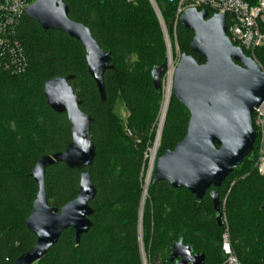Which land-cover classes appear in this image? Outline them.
<instances>
[{
    "label": "trees",
    "instance_id": "16d2710c",
    "mask_svg": "<svg viewBox=\"0 0 264 264\" xmlns=\"http://www.w3.org/2000/svg\"><path fill=\"white\" fill-rule=\"evenodd\" d=\"M34 1L28 0L30 4ZM63 2L69 9V18L88 27L100 48L111 54L114 68L104 75L103 101L88 74L82 44L63 32L45 31L26 15L23 17L19 35L29 59L28 71L23 76H13L0 69V264H14L37 242L25 224L39 191L31 174L40 159L64 152L72 142L70 121L66 114H58L47 105L44 86L55 78L68 77H73L72 87L83 82L84 91L78 94L80 109L92 119L91 141L96 157L92 167L84 170L70 169L63 163L46 169V195L49 206L60 210L78 197L80 176L89 172L97 190L90 203L95 212L91 217L93 227L79 245L73 229L64 231L37 264H143L140 214L142 241L150 264H156L155 260L167 248L171 252L180 240L191 246L194 254H205V264H222L219 234L225 232L226 226H218L209 196L214 190L225 208L238 260L242 264H264V177L255 167L258 139L243 164L201 201L185 189H173L168 182L151 181L139 213L143 149L134 148L124 137L114 107L120 98L132 113L130 127L147 139L161 98L160 91L153 87L151 73L166 60L162 24L150 0ZM155 2L165 25L176 20V5L166 0ZM261 31L264 34V24ZM175 33L181 54L205 64L206 60L191 49L194 34L180 22ZM133 55L137 56L134 63ZM254 57L264 67V45ZM171 99L160 141L161 156L183 141L190 119L187 109ZM201 232L206 235L202 237ZM164 263L171 264L170 259Z\"/></svg>",
    "mask_w": 264,
    "mask_h": 264
},
{
    "label": "water",
    "instance_id": "95a60500",
    "mask_svg": "<svg viewBox=\"0 0 264 264\" xmlns=\"http://www.w3.org/2000/svg\"><path fill=\"white\" fill-rule=\"evenodd\" d=\"M157 16L163 26L160 14ZM25 15L45 31H59L82 44L86 53L88 74L97 85L100 97L106 99L104 75L113 69L109 52L102 50L91 30L69 18L63 0H36ZM181 25L194 34L191 49L201 55L205 64L182 54L174 72L172 97L189 112L187 135L174 150L157 159L152 183L168 182L173 189H185L201 201L211 189H219L233 171L238 169L253 150L257 140L253 113L264 103V70L235 46L227 35L226 17L188 9L180 18ZM166 33V32H165ZM167 45L168 38L165 34ZM168 59L152 70L156 92L168 72ZM73 77L55 78L45 83L47 105L58 114H66L72 132L67 149L40 159L31 174L38 194L31 215L26 220L28 231L37 238L34 248L14 264H36L59 242L64 231L73 229L76 244L93 227L94 210L90 203L97 190L89 172L80 176L78 197L60 210L49 206L46 195V169L63 163L70 169L92 167L96 148L91 141L92 119L80 109L78 93L70 85ZM165 120L163 122V128ZM157 141V140H156ZM219 227H224L223 206L216 190L210 192ZM139 239L142 247L143 214H140ZM171 264H205V254H194L182 240L174 243Z\"/></svg>",
    "mask_w": 264,
    "mask_h": 264
},
{
    "label": "built area",
    "instance_id": "2783aa9c",
    "mask_svg": "<svg viewBox=\"0 0 264 264\" xmlns=\"http://www.w3.org/2000/svg\"><path fill=\"white\" fill-rule=\"evenodd\" d=\"M150 1L157 9L155 0ZM166 1L177 7L176 25L188 9H197L199 12L205 10L209 18L216 14H224L228 37L233 44L251 53V58L256 60L255 51L264 45V34L261 31V26L264 24V0H256L254 5L243 0ZM30 5L28 0H0V69L13 76H23L29 68V59L19 35V27ZM180 59L181 55L178 54L175 59L171 58V62L168 61L169 69L165 80L169 81L171 69L174 78V72ZM252 119L258 139V159L255 167L258 174L264 177V103L253 113ZM161 122L162 120L159 126ZM225 226L227 227L226 224ZM221 252L224 257L222 264H242L232 247L228 228L222 236Z\"/></svg>",
    "mask_w": 264,
    "mask_h": 264
},
{
    "label": "rangeland",
    "instance_id": "374dc122",
    "mask_svg": "<svg viewBox=\"0 0 264 264\" xmlns=\"http://www.w3.org/2000/svg\"><path fill=\"white\" fill-rule=\"evenodd\" d=\"M129 1L133 2L134 0H129ZM153 8H154V6H153ZM154 10H155V12L158 11V13L160 14V16H161V18L163 20L162 13H161L160 8L158 7V5H157V9L154 8ZM156 14H157V12H156ZM168 24H169L168 26L165 25L164 20H163V26L162 27H163V32H164L165 44H166V58H167V55H168V47H167V40H166L165 34H166V36L168 38V42H169L168 45H169V47L171 49L172 57L175 59L178 54L182 55L181 54V48H180V46L178 44V41L176 39V33H175L176 21H174V19H171V20H169ZM170 24L173 27V30H174L173 33H171L172 27H171ZM134 61H137V56H135V55L132 56V62L134 63ZM262 69L264 70V67H262ZM73 87H74L75 91L79 95H81L83 93V91H84V85H83V82L81 80L76 82V83H74ZM167 89H168V79H166V80L164 79V82L162 83V89L160 90V97L161 98H160V104H159V111H158V113L156 115V119L154 120V122L152 124V129L148 130L147 139H144L143 137H140L136 132L134 133V129H132L130 127V120H131L132 113L128 109L126 104L120 98L117 99V101L115 103V107H114V114L117 116V118L119 120V123L121 124L124 137L127 138L128 142L132 143L134 148L143 149L142 153H143V157H144V165H143V168H142V171H141V175H140V178H141L140 186H141L142 192H141V202H140L139 213H140V210H141V207H142L141 206L142 197H143V194H145V190H146V187L144 185H145L146 179H147L146 178V176H147L146 174H147L148 169H149L150 158H152L153 153H155V150H154L155 147H157V149H156L157 151L155 153L156 162H157V159L161 156L160 154L162 153V150H161L162 148L160 146V141H161V136H162V132H163V127H162V129L160 131L159 123H160V120L162 118V109H163L164 99H165L166 94H167ZM167 112H168V110H167ZM159 133H160V136H159ZM157 137H159V140H157ZM156 142H158V143L156 144ZM172 150H174V149H172ZM155 166H156V164H155ZM151 179H153V176L151 177ZM224 209L225 208H223L224 222L227 225L226 228H228V222H227V219H226V216H225ZM201 233H202V237H204V235H206L205 234L206 232H201ZM224 233L225 232L219 234L220 235L219 237L222 238V235ZM143 235H144V232L142 230V236ZM142 247H143V250H144V241H142ZM168 253H170V255H171L172 251L170 252V249L167 248L162 253V255H160V257H158L155 260L154 263H156V264H165L164 262L167 259H170V255H168ZM144 256H145V258L147 260L146 264H150V258L146 254L145 251H144Z\"/></svg>",
    "mask_w": 264,
    "mask_h": 264
},
{
    "label": "bare ground",
    "instance_id": "6f19581e",
    "mask_svg": "<svg viewBox=\"0 0 264 264\" xmlns=\"http://www.w3.org/2000/svg\"><path fill=\"white\" fill-rule=\"evenodd\" d=\"M171 49L168 45V55H167V59L169 62H171V58H172V54H171ZM172 87H173V70L171 69L170 70V73H169V81H168V89H167V94H166V97L164 99V104H163V109H162V122H161V125H160V131L162 129V126H163V122L164 120L166 119V114H167V110L169 108V104H170V101H171V97H172ZM159 136H160V133H159ZM157 140H159V137H157ZM158 142H156L157 144ZM157 147H155V153H156V150ZM155 153H153L152 155V158H150V165H149V169H148V172H147V176H146V183H145V187H146V190H145V194H143V197H142V204H141V208H142V211H143V208H144V205H145V201L147 199V188L149 187L150 185V182L152 181L151 177L153 176V173H154V168H155V164H156V155ZM158 155V154H157Z\"/></svg>",
    "mask_w": 264,
    "mask_h": 264
}]
</instances>
